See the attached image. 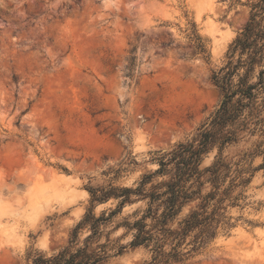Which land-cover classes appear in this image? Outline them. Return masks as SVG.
<instances>
[{
	"label": "rangeland",
	"instance_id": "rangeland-1",
	"mask_svg": "<svg viewBox=\"0 0 264 264\" xmlns=\"http://www.w3.org/2000/svg\"><path fill=\"white\" fill-rule=\"evenodd\" d=\"M257 1L0 0V264L67 247L91 206L86 187L134 189L149 175V192L169 180L156 173L159 158L218 109L214 75ZM263 97L264 89L245 129L201 157L200 171L218 158L230 165L219 180L226 209L216 236L180 264H264ZM236 169L248 183L231 181ZM201 181L204 195L212 188L206 175ZM131 200L93 205L95 217L108 218L89 243L109 256L103 264L149 259L129 247L127 224L147 208ZM90 234L79 230L70 251Z\"/></svg>",
	"mask_w": 264,
	"mask_h": 264
},
{
	"label": "trees",
	"instance_id": "trees-1",
	"mask_svg": "<svg viewBox=\"0 0 264 264\" xmlns=\"http://www.w3.org/2000/svg\"><path fill=\"white\" fill-rule=\"evenodd\" d=\"M235 53L239 55L236 63L232 61ZM228 55L230 60L214 75L215 85L223 96L216 112L200 127L195 137L186 143L177 144L159 158L156 173L169 175V180L152 185L149 192L144 191L149 175L143 176L139 186L134 189L86 187L91 206L74 227L68 246L51 257L38 253L32 258L31 264H103L109 256L104 251L99 253L91 249L89 243L108 218L95 217L92 209L95 203H105L111 198L120 200L121 208L126 203H132L131 196L147 201L142 216L132 224H127L128 229L135 231L129 247H141L147 251L149 259L146 264H180L198 253L216 236L217 228L224 218L226 207L223 203L228 193V188L219 191V180L228 176L230 165L218 158L202 171L198 166L204 153L216 144H219V149H223L233 140L237 131L245 129L252 118L258 115L255 102L264 89V0L252 5L249 19L230 45ZM257 67V80L251 82ZM261 86L262 90L258 91ZM255 109L257 111L254 114ZM234 172L232 182L241 177L240 170ZM203 175H206V182L212 190L201 195ZM239 180L240 184L248 183V179ZM194 200H199L198 205L184 218L177 220L182 208ZM115 213L116 210L110 215ZM84 228H89L91 234L84 239L81 248L70 251L76 234ZM188 245L190 247L187 249Z\"/></svg>",
	"mask_w": 264,
	"mask_h": 264
},
{
	"label": "bare ground",
	"instance_id": "bare-ground-1",
	"mask_svg": "<svg viewBox=\"0 0 264 264\" xmlns=\"http://www.w3.org/2000/svg\"><path fill=\"white\" fill-rule=\"evenodd\" d=\"M121 88V87H120Z\"/></svg>",
	"mask_w": 264,
	"mask_h": 264
}]
</instances>
